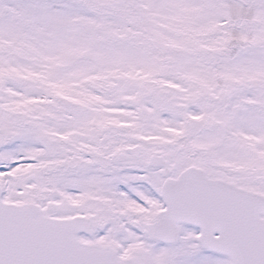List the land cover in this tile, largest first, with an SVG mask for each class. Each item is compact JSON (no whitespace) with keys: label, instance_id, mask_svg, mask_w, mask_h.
<instances>
[{"label":"snow or ice","instance_id":"6c2138e0","mask_svg":"<svg viewBox=\"0 0 264 264\" xmlns=\"http://www.w3.org/2000/svg\"><path fill=\"white\" fill-rule=\"evenodd\" d=\"M0 264H264V0H0Z\"/></svg>","mask_w":264,"mask_h":264}]
</instances>
